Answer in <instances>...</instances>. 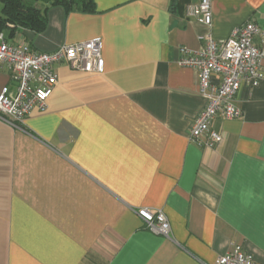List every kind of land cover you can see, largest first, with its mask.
<instances>
[{
	"label": "crops",
	"instance_id": "obj_1",
	"mask_svg": "<svg viewBox=\"0 0 264 264\" xmlns=\"http://www.w3.org/2000/svg\"><path fill=\"white\" fill-rule=\"evenodd\" d=\"M198 2L94 0L91 12L49 8L41 33L0 32L47 53L100 39L105 61L101 74L56 64L45 111L22 129L0 120V264H214L233 245L264 264V59L236 95L241 117L213 121L224 136L214 148L190 139L208 101L178 63L181 47L251 21L264 50V0H211V27L186 15ZM6 86L18 82L4 68ZM140 209L162 211L170 236L150 232Z\"/></svg>",
	"mask_w": 264,
	"mask_h": 264
},
{
	"label": "built area",
	"instance_id": "obj_2",
	"mask_svg": "<svg viewBox=\"0 0 264 264\" xmlns=\"http://www.w3.org/2000/svg\"><path fill=\"white\" fill-rule=\"evenodd\" d=\"M186 15L200 24L211 27V0H199L187 7ZM261 34L255 22H247L233 30L226 40H215L211 34L199 37L201 49H179L182 67L198 72L200 93L208 103L190 130V139L205 148H214L224 141V136L212 130L218 115L227 120L240 118L241 109L235 105V98L243 83L255 85L259 80V68L264 59V50L255 45V38ZM264 43V39L262 41ZM100 39L87 42L64 44L54 52H37L29 43H10L0 34V70L7 69L18 82L16 92L4 87L0 93V120L22 129L33 109L43 112L52 96L58 77L56 64L101 74L105 69ZM218 77V83L213 78ZM138 216L146 228L155 235L169 237L171 227L166 215L159 210L140 209ZM214 264H259L252 254L240 245H233Z\"/></svg>",
	"mask_w": 264,
	"mask_h": 264
},
{
	"label": "trees",
	"instance_id": "obj_3",
	"mask_svg": "<svg viewBox=\"0 0 264 264\" xmlns=\"http://www.w3.org/2000/svg\"><path fill=\"white\" fill-rule=\"evenodd\" d=\"M3 15L0 17V32L7 25L29 29L36 33L47 27L46 12L51 7H63L66 11L91 12L94 0H2Z\"/></svg>",
	"mask_w": 264,
	"mask_h": 264
}]
</instances>
